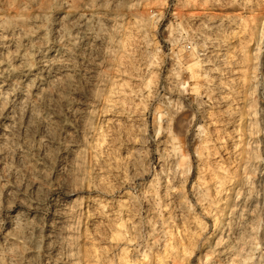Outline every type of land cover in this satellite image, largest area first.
<instances>
[{
    "label": "rangeland",
    "instance_id": "1",
    "mask_svg": "<svg viewBox=\"0 0 264 264\" xmlns=\"http://www.w3.org/2000/svg\"><path fill=\"white\" fill-rule=\"evenodd\" d=\"M0 264H264V0H0Z\"/></svg>",
    "mask_w": 264,
    "mask_h": 264
}]
</instances>
